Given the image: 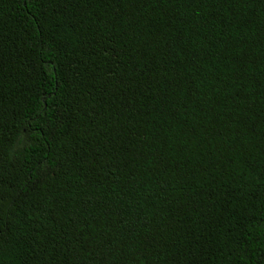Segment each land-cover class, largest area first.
Masks as SVG:
<instances>
[{"label": "trees", "instance_id": "1", "mask_svg": "<svg viewBox=\"0 0 264 264\" xmlns=\"http://www.w3.org/2000/svg\"><path fill=\"white\" fill-rule=\"evenodd\" d=\"M0 264H264V0H0Z\"/></svg>", "mask_w": 264, "mask_h": 264}]
</instances>
